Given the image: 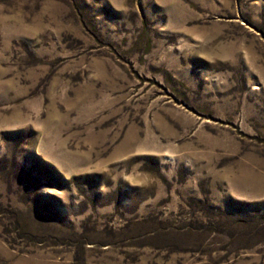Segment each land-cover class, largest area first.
Returning a JSON list of instances; mask_svg holds the SVG:
<instances>
[{
    "label": "rangeland",
    "instance_id": "rangeland-1",
    "mask_svg": "<svg viewBox=\"0 0 264 264\" xmlns=\"http://www.w3.org/2000/svg\"><path fill=\"white\" fill-rule=\"evenodd\" d=\"M0 264H264V0H0Z\"/></svg>",
    "mask_w": 264,
    "mask_h": 264
}]
</instances>
